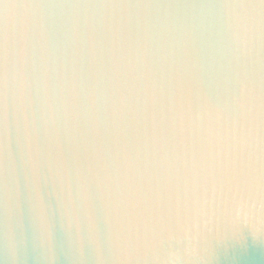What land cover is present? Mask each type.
<instances>
[{
    "label": "water",
    "instance_id": "water-1",
    "mask_svg": "<svg viewBox=\"0 0 264 264\" xmlns=\"http://www.w3.org/2000/svg\"><path fill=\"white\" fill-rule=\"evenodd\" d=\"M0 264H264L261 0H0Z\"/></svg>",
    "mask_w": 264,
    "mask_h": 264
},
{
    "label": "snow or ice",
    "instance_id": "snow-or-ice-1",
    "mask_svg": "<svg viewBox=\"0 0 264 264\" xmlns=\"http://www.w3.org/2000/svg\"><path fill=\"white\" fill-rule=\"evenodd\" d=\"M261 5L264 6V0H261ZM124 6L127 7V5ZM246 6H252V5H246Z\"/></svg>",
    "mask_w": 264,
    "mask_h": 264
}]
</instances>
